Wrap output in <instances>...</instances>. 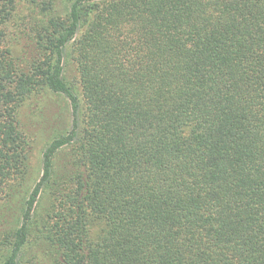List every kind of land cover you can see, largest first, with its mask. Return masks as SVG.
Wrapping results in <instances>:
<instances>
[{
    "label": "trees",
    "instance_id": "16d2710c",
    "mask_svg": "<svg viewBox=\"0 0 264 264\" xmlns=\"http://www.w3.org/2000/svg\"><path fill=\"white\" fill-rule=\"evenodd\" d=\"M0 264H264V0H0Z\"/></svg>",
    "mask_w": 264,
    "mask_h": 264
},
{
    "label": "rangeland",
    "instance_id": "374dc122",
    "mask_svg": "<svg viewBox=\"0 0 264 264\" xmlns=\"http://www.w3.org/2000/svg\"><path fill=\"white\" fill-rule=\"evenodd\" d=\"M70 48L68 47L67 50H65L66 53H64V66H65V72H66V76L67 78L71 81V82H76L77 81V73H76V69H75V65L73 64L72 61H70L72 59L71 55L70 58H67V51L69 52ZM67 62V63H66ZM59 104H61L62 109L65 111L64 116L66 115V111L68 109L67 107V103L65 100H59L58 102ZM36 119V118H35ZM48 128H51L48 126ZM35 130L37 131V135H32L34 138L33 144H34V148H42L44 146V143L46 141V138L48 136V129H42L40 126L35 125ZM40 150H37L36 155L34 157V164H35V169L37 171V176H39L40 170H41V165H40V157L38 156ZM42 172V171H41ZM41 176V173H40Z\"/></svg>",
    "mask_w": 264,
    "mask_h": 264
}]
</instances>
